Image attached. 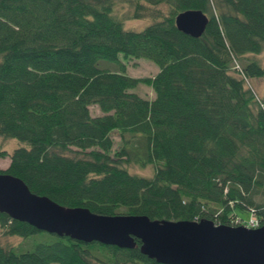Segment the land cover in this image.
<instances>
[{"label": "trees", "instance_id": "1", "mask_svg": "<svg viewBox=\"0 0 264 264\" xmlns=\"http://www.w3.org/2000/svg\"><path fill=\"white\" fill-rule=\"evenodd\" d=\"M126 1L133 18L144 4L168 15L135 31L114 0H0V137L21 143L0 150L9 158L0 173L97 214L230 226L252 216L264 226V93L251 84L264 77L253 56L264 50V0ZM187 9L208 17L198 38L175 26ZM129 58L158 71L131 76ZM140 84L152 99L133 91ZM0 232L27 242H0V264H159L139 240L133 249L84 243L1 212Z\"/></svg>", "mask_w": 264, "mask_h": 264}, {"label": "water", "instance_id": "2", "mask_svg": "<svg viewBox=\"0 0 264 264\" xmlns=\"http://www.w3.org/2000/svg\"><path fill=\"white\" fill-rule=\"evenodd\" d=\"M208 23L198 9L175 17V26L193 38ZM0 212L39 231L84 243L133 249L159 264H264V226L217 225L212 220H158L146 215H102L85 207H64L32 193L19 178L0 173Z\"/></svg>", "mask_w": 264, "mask_h": 264}, {"label": "rangeland", "instance_id": "3", "mask_svg": "<svg viewBox=\"0 0 264 264\" xmlns=\"http://www.w3.org/2000/svg\"><path fill=\"white\" fill-rule=\"evenodd\" d=\"M145 7L140 10L141 16L139 18H133V8L128 4L126 0H114L113 11L116 16L122 19L124 26L131 30H141L149 23L153 21V16H165L168 15V9L165 5L159 6H150L148 4H144ZM254 58H256L263 66H264V50L259 54H254ZM122 61L127 64L126 72L127 74L134 77H144V76H154L158 67L151 61L145 58H129L122 59ZM107 63L101 61L99 65ZM240 64V62L238 61ZM252 87L258 96H261L264 93V77L251 80ZM134 92L139 94L141 97L146 99H152L154 97V92L152 88L148 85L140 84L136 88L133 89ZM90 111L92 115L101 114L100 110L97 106H91ZM112 138L114 140V148L119 146V135L116 132L112 133ZM21 146V143L13 138L0 137V150H5L11 153L15 148ZM9 164V158H1L0 159V168L5 169ZM128 170L131 173L143 175V176H151L154 172V168L152 165H147L144 167H140L135 164H128ZM242 219H248V213L241 212L239 213ZM0 242L5 246H14V247H24L27 242L23 241L21 238L16 236H6L0 232Z\"/></svg>", "mask_w": 264, "mask_h": 264}, {"label": "built area", "instance_id": "4", "mask_svg": "<svg viewBox=\"0 0 264 264\" xmlns=\"http://www.w3.org/2000/svg\"><path fill=\"white\" fill-rule=\"evenodd\" d=\"M244 225L249 228H257L261 226L259 221L252 216L248 219L247 223H244Z\"/></svg>", "mask_w": 264, "mask_h": 264}]
</instances>
